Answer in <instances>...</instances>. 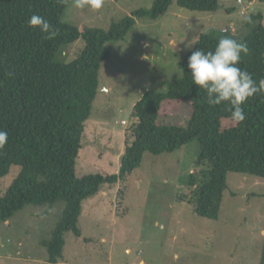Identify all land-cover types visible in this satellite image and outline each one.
Instances as JSON below:
<instances>
[{
  "label": "rangeland",
  "instance_id": "rangeland-1",
  "mask_svg": "<svg viewBox=\"0 0 264 264\" xmlns=\"http://www.w3.org/2000/svg\"><path fill=\"white\" fill-rule=\"evenodd\" d=\"M155 0H103L100 9H76L72 1L60 21L82 29L107 30ZM264 14V0H220L214 12L190 11L172 0L157 18H135L124 38L107 44L109 57L98 70V88L85 122L75 175L117 174L125 142L133 141L134 105L145 92H165L182 77V61L209 29L242 37L251 14ZM80 38L61 47L59 63H71L83 51ZM159 124L186 127L192 109L175 107ZM125 121V124L121 122ZM200 147L190 142L171 153H144L139 168L103 185L82 202L81 235H63L56 264H259L264 237V179L228 173L216 220L193 213L191 177L199 176ZM18 167L0 180V196ZM62 205L50 212L27 206L0 225V264H46L40 241L48 239Z\"/></svg>",
  "mask_w": 264,
  "mask_h": 264
},
{
  "label": "trees",
  "instance_id": "trees-1",
  "mask_svg": "<svg viewBox=\"0 0 264 264\" xmlns=\"http://www.w3.org/2000/svg\"><path fill=\"white\" fill-rule=\"evenodd\" d=\"M72 0H0V130L8 141L0 150V180L18 167L9 188L0 196V225L27 206L62 210L48 239L40 241L46 264L62 257L63 235H81L77 226L82 202L103 185L112 186L139 168L144 153H171L197 141L202 166L190 178L193 213L216 220L228 173L264 179V94L242 105L246 119H231L227 103L209 106L206 93L193 84L187 67L197 49L214 51L222 36L247 44L239 67L259 82L264 78V14H251L242 37L230 30L209 29L202 33L182 61V77L165 92L144 93L133 107V141L125 142L117 174L75 175V160L98 88V70L109 57L107 44L120 41L135 18L151 19L169 8L172 0H155L150 9H139L107 30L75 26L60 21ZM220 0H176L180 8L214 12ZM32 15L49 21L58 35L49 40L39 28L27 24ZM82 39L85 47L71 63L55 60L61 47ZM181 102H188L192 115L186 127L159 124ZM259 264H264V237Z\"/></svg>",
  "mask_w": 264,
  "mask_h": 264
},
{
  "label": "clouds",
  "instance_id": "clouds-1",
  "mask_svg": "<svg viewBox=\"0 0 264 264\" xmlns=\"http://www.w3.org/2000/svg\"><path fill=\"white\" fill-rule=\"evenodd\" d=\"M102 5L103 0H72V6L76 9L98 10ZM244 19L250 22V17ZM27 24L39 28L45 39L51 40L59 33L58 29L39 15H32ZM248 52L246 43L222 36L214 51L197 49L190 55L187 64L193 84L205 91L209 106L227 103L231 119L237 124H242L246 119L242 105L254 95L264 94V78L257 83L251 73L238 66L241 55H247ZM7 141L8 133L0 130V150Z\"/></svg>",
  "mask_w": 264,
  "mask_h": 264
},
{
  "label": "built area",
  "instance_id": "built-area-1",
  "mask_svg": "<svg viewBox=\"0 0 264 264\" xmlns=\"http://www.w3.org/2000/svg\"><path fill=\"white\" fill-rule=\"evenodd\" d=\"M121 123H122V124H125V121H122Z\"/></svg>",
  "mask_w": 264,
  "mask_h": 264
},
{
  "label": "water",
  "instance_id": "water-1",
  "mask_svg": "<svg viewBox=\"0 0 264 264\" xmlns=\"http://www.w3.org/2000/svg\"><path fill=\"white\" fill-rule=\"evenodd\" d=\"M229 30V29H228ZM225 31H227V30H225Z\"/></svg>",
  "mask_w": 264,
  "mask_h": 264
}]
</instances>
